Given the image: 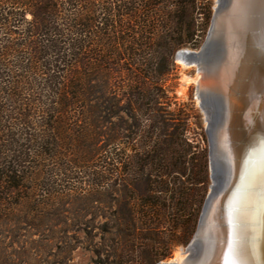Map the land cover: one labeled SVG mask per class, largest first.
Returning a JSON list of instances; mask_svg holds the SVG:
<instances>
[{"label":"rangeland","instance_id":"rangeland-1","mask_svg":"<svg viewBox=\"0 0 264 264\" xmlns=\"http://www.w3.org/2000/svg\"><path fill=\"white\" fill-rule=\"evenodd\" d=\"M229 1L197 0L196 46L167 50L156 40L155 48L136 50L145 60L122 55L106 93L102 80L92 81L91 96L71 110L68 126L79 137L71 146L62 140L59 154L45 162L62 168L56 186L62 196L29 212L40 231L24 226L0 237V264H114L130 221L136 251L124 264H182L199 253L206 202L226 169L211 128L220 101L199 88L198 67L218 50L211 27L220 3ZM156 13L166 12L160 6ZM159 253L170 254L158 259Z\"/></svg>","mask_w":264,"mask_h":264},{"label":"trees","instance_id":"trees-1","mask_svg":"<svg viewBox=\"0 0 264 264\" xmlns=\"http://www.w3.org/2000/svg\"><path fill=\"white\" fill-rule=\"evenodd\" d=\"M160 6L164 15L156 13ZM197 12V0H0V237L24 226L40 231L29 212L62 196V168L45 162L59 154L62 140L71 146L79 137L68 126L71 110L91 96L92 81L102 80L106 93L122 55L145 60L136 50L155 48L156 40L167 50L196 46ZM131 223L126 242L114 248V264L134 258Z\"/></svg>","mask_w":264,"mask_h":264},{"label":"bare ground","instance_id":"bare-ground-1","mask_svg":"<svg viewBox=\"0 0 264 264\" xmlns=\"http://www.w3.org/2000/svg\"><path fill=\"white\" fill-rule=\"evenodd\" d=\"M211 29L219 46L198 85L220 101L211 128L226 171L206 202L199 253L182 264H264V0L221 2Z\"/></svg>","mask_w":264,"mask_h":264},{"label":"snow or ice","instance_id":"snow-or-ice-1","mask_svg":"<svg viewBox=\"0 0 264 264\" xmlns=\"http://www.w3.org/2000/svg\"><path fill=\"white\" fill-rule=\"evenodd\" d=\"M226 264H227V262H226Z\"/></svg>","mask_w":264,"mask_h":264}]
</instances>
